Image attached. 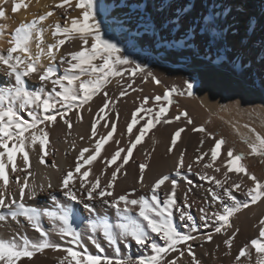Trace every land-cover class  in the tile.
<instances>
[{"label":"snow or ice","instance_id":"1","mask_svg":"<svg viewBox=\"0 0 264 264\" xmlns=\"http://www.w3.org/2000/svg\"><path fill=\"white\" fill-rule=\"evenodd\" d=\"M4 2L6 0H0V18L6 16L2 7ZM27 7L24 0H14L11 11L16 13L18 9ZM55 9H62L61 15L65 19L63 24L58 20L54 25H48L52 29L54 43L45 46L43 34L48 29L42 27L43 22L53 16V10L31 21L21 22L14 31L8 33L7 49L0 50V73L5 76V82L0 83V226L7 225L9 221L19 225L22 218L39 234L36 240L20 232L8 237L0 236V264H30L37 253H43L46 249L64 253L58 258V264H182L186 256L189 258L187 264H201L189 243L198 239L192 233L199 230L196 218L190 211L195 203L189 202V193L193 190L191 180L185 177L189 187L184 192L182 203L177 199L178 182L170 174L159 175L149 187L145 183V172L149 167L147 161H150L151 153H145L146 162L138 165L139 176L136 183L140 188H148L147 194L137 195L135 187L119 195L115 192L118 179L127 175L124 169L133 156V150L150 129L160 124L177 123L182 118L185 120V126L178 127L170 137L167 152L171 155L182 133L186 131V126L194 125L186 110L178 111L175 116H168L174 94L191 97L193 83L186 81L185 90L165 87L162 95L144 96L131 113L126 133H121V136H129L128 146L119 147L121 142L117 139L114 153L110 157H101L105 144L112 140L117 131L115 121H106L102 127L110 130L106 135L101 134L96 138L97 125L100 120L105 119L101 114L106 109H114L116 103L129 94V90L143 91L142 88L133 87L137 76L143 82L151 81L157 86H163L162 81L141 64L130 60L120 44L114 42L113 30L118 27L121 34H126L133 27L130 20L122 19L118 12L113 13L110 8L98 4L97 0H75L74 3L72 0H60ZM68 9L78 14L73 16ZM196 9L193 4L188 15L194 16ZM203 19L202 16L201 20ZM210 19L211 24L218 27V31L203 27V35L196 29L192 30L191 35L192 43L204 42L211 51L213 47L222 45L225 30L217 19ZM261 20L264 21V16ZM7 27L0 23V41L4 40ZM201 27L202 25H197L198 29ZM72 42H78L77 50L60 54L61 49ZM33 44L35 52L32 50ZM261 47L264 48V44ZM44 60H47L46 65ZM221 62L222 66H229L238 75H250L245 58L239 52L232 54L226 48L224 51L217 48L213 63ZM261 66L264 67V58ZM30 79L38 80L40 86L35 90L30 88ZM113 81L121 88L115 99L107 91ZM260 83L264 87V75L261 76ZM101 94L104 102L95 113V117L100 119H93L91 135L88 137L93 142L92 146L77 149L75 142L70 144L71 150L78 154L73 166L60 178L58 192L63 200L57 196L51 180L45 177L46 188L53 189L49 192L52 204L43 208L29 204L28 201L37 199L38 190L45 191L44 184L37 185L34 180H30L33 176L30 171V152H37L38 148L39 163L48 166L45 160L50 143L48 129L59 118L70 136L73 115L75 121L81 123V112H92L90 102ZM150 101L151 107L148 106ZM115 115L118 120L119 113L116 112ZM142 120L144 123L140 125ZM136 125L140 127L134 133ZM244 127L248 128L253 137L246 141L250 154L264 157V135L247 124ZM191 130L202 134L196 149L199 154L192 163L185 165L186 149L180 151L173 171L175 176L182 177V169L192 172L194 165L200 168L196 175L209 186L205 188L203 201L208 208L199 207V219L204 227H213L214 233H205L199 239L212 242L214 234L223 235V244L227 248L224 255L229 256L240 232L230 218L250 205L264 202V181L248 170L244 163V153H237L235 149L226 147L227 142L223 137L217 138L203 126H193ZM80 139L84 140V137L81 136ZM152 139L153 144H156L155 137ZM206 140H211L212 146L205 151L202 149ZM222 148H225L223 156ZM18 154L22 166L17 165ZM98 158L102 168L96 174L90 166ZM50 166L59 171L54 161ZM207 169H211L213 174L210 175ZM15 173L23 175H14L10 181V174ZM230 173L235 174L237 179L233 180ZM90 175L92 179H88ZM103 177L108 178L102 184ZM245 177L251 181V186L245 183ZM166 182L170 184V189L164 187ZM10 184L15 186V191ZM237 191H242L247 199L239 201L235 195ZM78 206H82V209ZM215 206L220 210L210 212L209 209ZM105 207L112 211H101ZM85 212L87 216L84 215ZM177 217L182 222L180 226L176 223ZM45 220L51 225V231L45 229ZM85 221L86 226L82 227ZM181 227L190 231H182ZM254 227L258 229V235L238 248L233 264H264V217ZM53 235L58 237L59 243L52 239ZM101 239L113 249L114 255L105 253L99 243ZM89 243L95 247V252L89 251ZM121 245L125 250L123 254ZM133 246L141 250L140 255L127 254V250Z\"/></svg>","mask_w":264,"mask_h":264},{"label":"bare ground","instance_id":"2","mask_svg":"<svg viewBox=\"0 0 264 264\" xmlns=\"http://www.w3.org/2000/svg\"><path fill=\"white\" fill-rule=\"evenodd\" d=\"M11 2L13 3L14 0H9L6 4L4 3L2 5L6 16L5 18L0 19V23L6 24L8 27L5 30L4 40L0 41V50H6L8 47V44L6 42L8 39V33L14 31V29L21 22H24L26 20L31 21L33 19L32 15L35 14V12L38 11L39 8H42L44 12L54 10V14L50 19L54 24L58 20L61 24H63L64 22L65 17L61 15L63 10L55 9V5L57 3H60V0H24V3L28 5L27 9H18L16 13H12V11H9V9L13 6V4H9ZM15 2H19V0H15ZM74 2L75 0L73 1V3ZM97 2L98 4H103L104 6L110 8L113 13L118 12L119 16L122 19L131 21L133 27L130 31H127V34H121L118 27L115 28L112 33V35L115 37L114 42H118L120 44L121 48L124 50V54L127 55L130 60H132L134 63L141 64L146 68L147 71H151L152 73H154L156 69H173V76H177L180 81L188 79V82L193 83V95L191 97L187 96L186 94L180 96L179 100L181 103V108L179 110H174L168 113L169 117L175 116L178 111L186 110L189 114V117L194 120V117H196L198 114V109H200L199 111H203L206 116L209 113L211 115L216 114L220 112L224 106L229 105L231 107L233 105V96L243 94L264 105V89L262 90L260 87L261 76L264 75V67L261 66V60L262 58H264V48L261 47V45L264 44V21L261 20V17L264 16V0H176V3L178 2L179 4H182L185 9H187L186 6L188 7V5H196L197 9L195 15H188L185 21L187 22V28L191 26L192 30L196 29L200 32L201 35L204 34L203 27H209L211 31H218V27L211 24L210 18L218 20V24L223 26L225 30V39L222 45L213 47L211 51H217V48H219L220 51H224V49L226 48L229 53H241L245 58L247 68L250 69L249 76H241L234 73L229 66H222L223 62L217 64L213 63L214 60L207 59L206 57H201V55L200 57H191V54L187 52H180L210 50L207 46H205L204 42H201L202 47L197 46V48L196 46H193L196 45V43H192V47H190L191 45H189L188 43L187 44L189 46L179 45V43L177 44V46L174 42V36L176 35V33L172 31L173 29L170 30L167 26H164V24L161 25L160 22H158L161 17L164 18V14L162 11V6L164 5H160L154 11L152 10V8L151 12L147 14V12L143 9L137 8L133 5L134 3L140 2L141 6L145 3V0H126V3L128 4V6L126 7H123L122 4V7H120L121 0H97ZM151 4L152 2L150 3V6ZM68 11L73 16L78 14V12H73L71 9H68ZM202 16L204 17L203 20H201ZM151 17L153 18V21L150 19ZM245 17H248V24L242 21V19H244ZM101 19H103V17H101ZM110 19L111 17H109V21ZM52 22H50V24ZM185 24L183 25L184 27L186 26ZM197 25H202V27L198 29ZM166 27L168 29H166ZM146 32H149L150 35H147ZM189 32H191V30H189ZM235 34H238V43L240 44V48L242 49L241 51L239 50L237 52L231 44V37ZM50 35L52 36V30L51 34L47 35L45 33V35H43L46 45L54 43V37L52 36L50 38ZM188 35L191 34L189 33ZM242 38H244L243 41L241 40ZM77 47L78 42L66 44L61 49L60 54H63L67 51L77 50ZM32 50L33 52L36 51L34 44ZM180 56L184 57L180 58ZM43 62L45 65L47 64V60H44ZM135 80L136 85L139 83H143L145 85L146 91L144 88V96L148 97L162 95L164 92V88L167 87L163 84V86H157L151 81L145 83L139 76H137ZM2 82H5V76L3 73H0V83ZM125 82L127 83V79H125L124 83ZM28 86L35 90L40 86V83L38 80L30 79L28 80ZM111 89L119 91V89L121 88L116 83V81H113L112 84L108 86L107 91L109 92V90ZM103 99L104 98L102 94L97 95L93 98V100L90 102L92 112H88L87 110L82 111L81 115L83 117V121L81 123H77L75 121L74 115L70 114L73 115V127L70 130V136H68L67 134L68 129L62 122L59 121V118L58 122L48 129L50 133V143L48 144L46 149L48 155L45 156V160L48 166L41 165L39 163L37 155V152L39 151L38 148L37 152H30V171L33 173V176L30 178V180H34L37 185L44 184L45 191L39 192L38 190L37 199L35 201H28L29 204H34L42 208L50 206L52 202L49 197V192L53 191V189L56 190L57 196L61 200H63V197L58 192L60 178L63 173H65L71 166H73L74 158L78 154L77 151L71 150L70 144L72 142H75L77 149L81 147L92 146L93 142L88 140V137L91 135L90 126L94 118L100 119L99 117H95V113L102 106V103L104 102ZM120 102L123 105L122 107H125V103L127 102V100L125 99V97H123ZM115 106L116 107L114 109H106L105 113L101 114L102 116H105V119L100 120V123L97 125L96 138H99L101 134L106 135L107 131L110 130L102 127V125L106 121H108L109 123L115 121L117 124V131L113 134L112 140L105 144L104 148L101 151V157H110L114 153L117 148V145L115 144V140L117 139L121 142L119 147L126 148L128 146L129 136L127 134L121 136V133H126V124L128 120L125 118V112L123 113L122 111H120L122 107L119 109V106ZM148 106H152L151 101ZM87 107L88 106L86 105L85 109H87ZM116 112L119 113L118 120L115 115ZM197 122L198 121H196V123ZM143 123L144 121L142 122V124ZM185 123V120L182 118L181 121L177 123L171 125L160 124L157 125L156 128L150 129L146 133L142 142L133 150V156L132 158H130L129 163L125 165L124 169L127 171V175L121 176L118 179L115 192L117 195H119L124 191H130L133 187H135L137 188V195L147 194L149 189L140 188L136 181L139 176L138 165L140 163L146 162L145 153H151V159L150 161H147L149 167L145 172V183L149 187L159 175L170 174L171 178L177 180L178 182L177 199L178 202L182 203L184 192L189 187L186 179L192 181L193 190L191 193H189V202L192 203L194 201L195 203H193L190 211L196 218L199 230L195 233H192L193 235H196L198 239L196 241H190L189 243L192 244L193 251L195 252L197 258L201 261V264H233V258L237 254L238 248L258 235V229L254 227V225H257L259 219L264 217V202L250 205L249 208L243 209L235 217L230 218L234 227H238L240 229V232L234 241L231 255H224V253L227 251V248L223 244V240L225 239L223 235L214 234L212 242H205L199 239V237L203 236L205 233H214L213 227H204L203 222L199 219L201 215V213L199 212V207L203 206L205 208H208V205L204 204L203 201L206 195L205 188L209 185L205 181H201L196 175V173L200 171V168L196 165L193 166L192 172H188L186 168L182 169V177L175 176L173 168L180 151L186 149L185 165L192 163L195 157L199 154L196 152V149L199 146V140L202 134L193 132L191 129L193 126H203L205 128L203 124H206V121H203V124H195L194 121V125H187L186 131L182 133L181 139L177 142L173 153L169 155L167 152V149L170 146L171 135L178 127L185 126ZM136 129L137 127L135 126V129L133 130L134 133L136 132ZM81 136L84 137V140L80 139ZM153 137H155L157 141L156 144H153ZM211 146L212 141L206 140L202 150L206 151ZM226 147L229 148L227 145ZM224 151L225 148H222V156ZM121 155L123 156L124 153H121ZM205 159L208 158L206 157ZM53 161L58 165L59 171L50 166ZM119 162L120 161L118 160L117 163ZM217 163H219V161ZM17 165L22 166L19 154L17 157ZM90 167H92L93 173L98 174L102 168L100 158H98ZM113 167H115V165H113ZM83 170L84 169H81V171ZM110 171L111 169H109V172ZM206 171L210 175L213 174L211 169H207ZM250 172L252 173V171ZM14 175L22 176L23 174H10V181ZM229 175L233 180L237 179L235 174L230 173ZM217 176L219 178V174H217ZM45 177L51 180L53 189L46 188L47 180L45 179ZM107 178L108 177L102 178V184L106 181ZM258 178L262 180L260 177ZM88 179H92V175H90ZM244 180L248 186H251V181H248L246 177L244 178ZM199 185H203V187H198ZM10 187H12V190L15 191L14 185L10 184ZM164 187L166 189H170V184L166 182V185ZM235 195L241 202L247 199L242 191L235 192ZM78 207H81L82 209V206ZM219 210L220 209L218 208V206L209 209L210 212ZM101 211L111 212L112 210L106 209L105 207L104 209H101ZM84 215L87 216L88 214L85 212ZM86 223L87 221H85V225H82V227L86 226ZM176 223L178 224V226L182 225V222L179 221L178 217ZM44 227L46 230L51 231V225L47 220L44 221ZM181 230L185 232L190 231V229L183 227H181ZM229 231L231 232V230ZM16 232H20L21 234L26 233L33 240H36L39 236V234L32 230L28 226V224L23 221L22 218L19 225H17L15 222L9 221L7 225L0 226V236L8 237L9 235L15 234ZM52 239L58 243L60 242L58 237L55 235L52 236ZM99 243L104 248L107 255H114L113 249L109 247L103 239H101ZM217 245H219V248H217ZM88 246L89 251H96L95 247L90 243ZM121 252L122 254L125 252L123 245H121ZM127 254L137 256L141 254V250L136 246H133L132 248L127 250ZM144 254L147 255V253ZM63 255V252L46 249L43 253H37L33 257L30 264H58V258ZM255 258L256 254L253 251V259ZM188 259L189 258L186 256L184 258V261H182V264H187ZM245 264H247V262H245Z\"/></svg>","mask_w":264,"mask_h":264},{"label":"rangeland","instance_id":"3","mask_svg":"<svg viewBox=\"0 0 264 264\" xmlns=\"http://www.w3.org/2000/svg\"><path fill=\"white\" fill-rule=\"evenodd\" d=\"M7 1H9V0H6V2H4V3L6 4ZM73 1L74 0H72V2ZM149 1L152 2L151 6H150L151 2H149ZM117 3H119V2H117ZM9 4H13V3L11 2ZM121 4L123 5V7L128 6V4L126 3V0H121L120 7H122ZM178 4L179 3L178 2L176 3V0H167V1L166 0H145V3L142 4L141 6H140V2L134 3L133 5L137 8L143 9L144 11L147 12V14H149L151 12L152 8H153L152 10L154 11L160 5H164V6H162L164 18L161 17V19L158 20V22H160L161 25L164 24V26H167L170 30L173 29L172 31L174 33H176V35H177V36L176 35L174 36V39H175L174 42L176 45L179 43V45H185V46L191 45L190 47H192L193 44H192L191 40L193 39V37H192V35H188L189 33L191 34L192 28L191 27L187 28V22L185 20L188 17V13L190 11H192L193 5H188V7L186 6L187 9H185V7H183L182 4H179V5ZM9 11H11V8L9 9ZM43 13H45L44 10L42 8H39L38 11H36L35 14L32 15L33 19L37 18L39 15H42ZM0 19H2V18H0ZM50 19H51V17H49L47 22L45 21L42 24V27L48 29V31L44 32L43 35H45V33L47 35L51 34L52 29L48 28V25H50V22H52ZM150 19L153 21L152 17ZM178 21H179V23H178ZM242 21L244 23L248 24V17H245L244 19H242ZM183 23L184 24L186 23L185 27L184 26L181 27V25H184ZM51 24L54 25L53 22ZM167 27H166V29H168ZM189 30H191V32H189ZM185 32H187V35L185 34ZM146 33H147V35H150L149 32H146ZM126 34H127V32H126ZM186 36H187V38H186ZM51 37L52 36L50 35V38ZM184 38H185V40H184ZM179 39H181V40H179ZM176 40L179 42H177ZM241 40L243 41L244 38H242ZM181 41L183 42V44ZM199 44H196L193 46H196V48H197V46L202 47L201 42ZM231 44H232V47L235 49L236 52L239 50L240 51L242 50L240 48V44L238 43V34H235L234 36L231 37ZM45 46H46V44H45ZM155 52H158V51H155ZM180 52H187V53L191 54V57L192 56L193 57L194 56L200 57V55H201V57H206L207 59L215 60L217 51H180ZM183 57L184 56H180V58H183ZM172 71H173V69H170V68L156 69V71H154L153 74L156 75L157 78H160L161 80L163 79L162 80L163 85H166L169 88H171V85H172V87H175L178 90H184V88L186 86L185 81H188V79H184V80L180 81L177 76H173ZM125 84H126V82H125ZM134 85H133V87H136V88L142 87L143 91L142 92L137 91V93H136V92H132L131 90H129V94L127 96H125V99L127 100V102L125 103V107H122L123 105L120 101L118 102V104L116 103V105L119 106V109L122 107L120 111H122L123 113L125 112L124 115H125V118L128 120L127 122L130 121L129 119L131 118V113L136 109V107L139 106L140 101L144 97L145 91H146V87L143 83L142 84L139 83L137 85L135 83ZM260 87H261V85H260ZM144 88H145V91H144ZM261 89L263 90L264 87H261ZM120 91H121V89H119V91H115V89H111V90H109L108 93H109V96L112 95L111 97H113V99H115V97L118 96V94H119L118 92H120ZM263 95H264V93H263ZM174 96H173L174 102L170 108L169 113L174 111V110H179L181 108V103L179 100L181 95L175 94ZM120 100H122V98ZM103 101H104V99H103ZM199 110L200 109L197 110L198 114L196 117H194V120H193V121H195V124H197V123L203 124V121H206V124L205 123L203 124L205 126V128H207L206 130L208 132L213 133L217 138L223 137L227 142L226 145L229 148L235 149V151L237 153H241V152L244 153L245 154L244 163L246 164L248 170L252 171L253 174H255L257 177H260L262 179V181H264V157L250 154V149H249L248 143L246 141L249 138H253V137H252V134L249 132L248 128L244 127V125L247 124L250 127L255 128L257 132L264 135V105L260 104L256 100H253L251 97L243 94V95L233 96V105L231 107L229 105L224 106L221 109V111L216 113V114L211 115L209 113L206 116L203 111H199ZM196 121H198V122L196 123ZM142 122H143V120L140 121V125H142ZM140 125H136V127L138 128V127H140ZM134 129H135V127L133 128V130Z\"/></svg>","mask_w":264,"mask_h":264}]
</instances>
